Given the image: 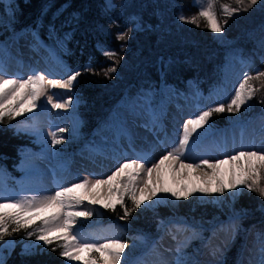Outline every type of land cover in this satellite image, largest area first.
<instances>
[{"label": "trees", "instance_id": "obj_1", "mask_svg": "<svg viewBox=\"0 0 264 264\" xmlns=\"http://www.w3.org/2000/svg\"><path fill=\"white\" fill-rule=\"evenodd\" d=\"M224 3L237 5L235 0L216 3L217 19L228 45L221 44L198 16L200 8L195 0H12L14 22L7 34L0 28V40L10 33L33 31L45 43L66 39L65 63L70 74L81 73L74 87L80 100L76 112L80 142L92 141L109 128L114 110L144 105L150 113L158 111L167 89L181 98H207L220 90L222 70L234 60L243 62V78L264 71V0L231 17L223 15ZM4 11L0 5V13ZM193 16L197 17L195 24L189 22ZM123 32L128 33L127 38L118 40L117 35ZM105 53L116 56L110 58ZM111 68L115 71H109ZM251 83L260 91L247 105L239 112L213 113L206 125L219 131L238 121L236 125L246 131L264 123V78ZM220 103L227 104L224 100ZM217 106L210 105L204 111ZM17 122L7 117L0 120V178L14 190L15 178L25 172L19 155L28 148L38 149L36 136L18 127ZM54 149L64 151L63 147ZM124 204L131 210L126 218H122L124 209L117 205L115 210H104V220L130 227L120 239L127 246L149 243L158 225L170 216L197 221L223 216L216 205L197 197H168L165 203L142 204L134 210L128 197ZM233 206L242 215L239 225L249 238L264 244V197L242 186ZM13 227L9 226L10 235L0 237V248L9 239L16 242L6 264H68L56 242L22 254V245L33 241L34 235L27 234L32 229L13 232ZM232 261L227 258L224 264Z\"/></svg>", "mask_w": 264, "mask_h": 264}, {"label": "rangeland", "instance_id": "obj_2", "mask_svg": "<svg viewBox=\"0 0 264 264\" xmlns=\"http://www.w3.org/2000/svg\"><path fill=\"white\" fill-rule=\"evenodd\" d=\"M11 4L12 0H0V5L5 10L4 13H0V28L6 34L14 22L10 13ZM195 4L199 8L206 6L205 0H195ZM214 35L221 44H229L222 31L214 32ZM65 47V38L59 41L51 39L45 43L36 31L24 34L10 33L0 40V68L9 78L26 79L33 74H44L49 80H66L70 71L64 60ZM56 66L61 69H58L59 72L54 70ZM243 74V62L234 60L226 64L222 70L220 90L207 98L199 95L181 98L167 89L165 101L156 112L150 113L144 105L135 109L114 110L115 115L109 128L99 134L98 138L94 136L92 141L84 142L83 140L80 142L79 118L76 116L80 104L74 92L77 81L70 89L48 87L47 95L52 96L54 102L66 103L67 98H72L74 104L70 107L53 108L47 102V97L42 96L37 102V107L31 112H23L14 117L18 121V127L36 136L38 149L28 148L19 155L20 164L23 165L25 172L21 177L15 178L16 191L6 186L0 178V197L14 200L52 195L60 187L70 186L84 179L106 178L119 164L127 160L145 162L146 153L153 150L161 153V159L167 154L164 153V148L169 146H160L158 140L160 131L164 138L171 141L173 150L183 136L184 123L210 105L217 106L221 100L228 103L234 95V89L243 80ZM178 117L182 119V123L179 122L180 119L176 120ZM235 123L238 124V121ZM236 124L219 131L209 128L206 124L203 128L197 129L190 138L184 162L199 163L204 159L215 162L242 150H264V123L246 131ZM167 125L169 127H166ZM61 128L65 131L59 132ZM52 132H56L57 137L62 138L63 142L54 145L50 135ZM55 147H63L64 151L56 152ZM147 167L151 166L145 162V168ZM227 167L225 165L226 170ZM174 174L176 173L171 169L167 174H161L162 181L155 187L179 191L182 185L179 181L176 186ZM176 175L178 180L181 179L180 175ZM144 179L147 177H144L142 172L141 188ZM227 179L229 180V177ZM149 185L153 187L151 182ZM186 185L192 188L189 183ZM215 185L218 186L217 183ZM241 188L242 186H238L237 189L226 188L222 193L214 190L193 193L188 198L197 197L208 204L216 205L223 216L215 217L212 221H197L184 216L167 217L158 225L155 234L150 236L149 243L139 241L126 245L121 264H177L178 258L184 264H224L227 258L233 260L232 264H261V248L264 244L249 238L246 229L239 225L242 215L233 206ZM91 191L98 199L107 202L106 190L103 187ZM139 196L140 193L137 192V197ZM168 197H173L170 191H158L152 200H146L144 204L155 206L158 203H165ZM86 209H92V215L78 218L75 228L90 241L103 243L108 239L120 240L125 230L130 228L105 221L104 210L107 208L102 204H91L85 200L84 204L77 208L80 211ZM5 210L14 211L11 208ZM49 214L51 210L42 215ZM160 225H163L164 229L158 234ZM59 234L55 232L51 235ZM42 246L46 244L42 240H37L34 235L33 241L22 245V254H31ZM15 248L14 239H9L2 245L0 264H6ZM231 251L234 254H231ZM68 264L76 262L68 261Z\"/></svg>", "mask_w": 264, "mask_h": 264}, {"label": "snow or ice", "instance_id": "obj_3", "mask_svg": "<svg viewBox=\"0 0 264 264\" xmlns=\"http://www.w3.org/2000/svg\"><path fill=\"white\" fill-rule=\"evenodd\" d=\"M217 0H205L206 6L200 8L198 16L206 21V24L213 32H221L223 27L218 22L216 13ZM237 7L231 4H221L222 13L226 17H231L241 11H248L257 4V0H235ZM180 19H189L181 17ZM191 23H197V17L189 19ZM227 23V20L224 21ZM127 32L117 35L118 40H125ZM110 58L115 57V53H105ZM87 70V69H86ZM114 72L115 68L109 69ZM81 73L76 71L66 80L46 79L44 74H33L25 78H9L0 68V120L5 117L11 119L21 115L23 112H31L37 107V102L42 96L47 97V102L53 108H63L67 103L54 102L53 97L47 95V88H71ZM107 75V73H105ZM264 78V71H258L255 76L245 75L240 81L238 87L234 89V95L225 105L220 103L215 108L207 111H201L192 119L187 120L183 125V136L179 140L177 147L168 151L158 162L153 163L151 167L145 168V162L137 160H127L119 166L106 178L89 180L84 179L80 182L73 183L70 186L60 187L52 195L42 197H24L21 199H5L0 197V237L10 235L9 226L14 225L11 231L16 232L20 229H32L27 231L29 236L35 235L37 240H42L46 245L57 243L60 249V256L67 261H75L76 264H121L125 243L119 239H108L103 243L90 241L82 236L75 228L77 220L80 217H90L92 209L83 211L77 210L79 205L84 204L87 200L91 204H102L104 208L115 210L119 205L124 209V217L130 214V209L125 206L124 201L127 196L133 205V209L139 208L146 200H152L157 192H171L173 197L187 199L195 192L207 193L209 191L223 192L226 188L237 189L238 186L247 187L250 191L257 192L264 197V150H242L227 156L224 159L210 162L207 159L199 163H185V153L188 149L190 138L197 129L203 128L208 123L209 117L213 113L222 112H239L242 106L248 104L260 91L251 83L253 80ZM264 103V101H261ZM22 105H25L23 108ZM65 129H59L64 132ZM52 143L60 144L62 138H58L56 132L50 133ZM167 163V166L183 177L185 170H202L199 179L204 184L217 183L215 189L207 187L188 188L185 184L179 191L168 188H157L162 181L161 168ZM227 165L226 172L221 171L223 166ZM147 179L143 180V188L140 187L141 173ZM155 174V176L153 175ZM228 175L229 182L225 183L221 177ZM149 182L153 187H149ZM104 188L107 193V202L98 199L93 191ZM137 192L140 193L139 198ZM14 209L6 211L5 209ZM51 214L42 215L48 213ZM36 221H39L38 223ZM58 232L59 235H51ZM56 248H53L55 251ZM179 251V249H178ZM261 264H264V247L261 248ZM177 264H184L178 258Z\"/></svg>", "mask_w": 264, "mask_h": 264}, {"label": "bare ground", "instance_id": "obj_4", "mask_svg": "<svg viewBox=\"0 0 264 264\" xmlns=\"http://www.w3.org/2000/svg\"><path fill=\"white\" fill-rule=\"evenodd\" d=\"M58 69H60V68L58 66H56L54 70L56 72H59ZM69 101H70V103H67V106L70 107V106H72L74 104V102H73L72 98H67L66 102H69ZM179 119L180 118L178 117L176 120L178 121ZM179 122L182 123V119H180ZM168 125L166 127H169ZM159 136H160V138L158 140H159L160 146H162V147L165 146V145H168L169 146V147H165L164 148V150H163L164 153H167L168 151H172V149H171L172 148L171 147L172 146L171 145V141L163 137L162 131H160ZM149 138H151L150 135H149ZM146 154H147V158H145L144 161L149 166H152L153 162L158 161L160 159V156H161V153L159 151H156V150H153L150 153L147 152ZM167 163L168 162H165V165L162 166V168H161V174H164L165 175V174H167L169 172L170 168L167 166ZM221 171L226 172L225 166H223V168L221 169ZM201 173H202V170H200V169H197V170H185V175L183 177H181V179L178 180V177H177L176 174L173 175V178H174V181H175L176 186H178L179 181H180V184L182 186L185 185L186 183H189L192 188L193 187H197V188L198 187H207L209 189H215L216 188V185H215L214 182L211 183V184H204L203 181L201 179H199V176L201 175ZM227 177H228V175H226V174L222 176V179H223V181L225 183H228L229 182V180L227 179ZM149 187L151 188V185H149ZM157 188H158V186H157ZM163 229H164V226L163 225H160L159 228H158V232L157 233L158 234L161 233L163 231Z\"/></svg>", "mask_w": 264, "mask_h": 264}]
</instances>
